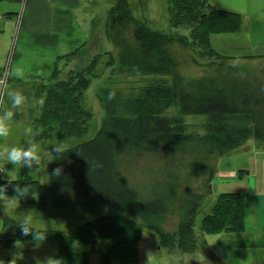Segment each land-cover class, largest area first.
<instances>
[{"label":"trees","instance_id":"1","mask_svg":"<svg viewBox=\"0 0 264 264\" xmlns=\"http://www.w3.org/2000/svg\"><path fill=\"white\" fill-rule=\"evenodd\" d=\"M169 12L170 23L177 30L184 26L191 29L190 38L152 28L134 15L129 0H117L109 10L106 37L116 52L107 51V63L142 82L128 90L114 84L99 88L97 97L105 109L102 125L93 139L53 157L48 196L28 167H20L16 180H0V194L37 197L32 206L46 214L42 217L63 216L65 212L77 221L88 216L92 219H85L73 238L62 230L39 229L46 239L36 241L22 236V224L7 217L0 240L5 246L17 240L53 242L57 246L55 258H62L63 264H91L94 255L99 256V264H139L142 232L138 220L159 235L161 246L184 253L195 252L202 235L245 231L246 201L241 193L220 194L203 218L200 234L195 224L215 170L209 168L210 163L237 153L251 139L264 143V56L234 59L213 47L214 35L238 33L246 24L241 14L212 0H169ZM179 47L184 52L199 47L200 56L214 59L209 62L213 72L200 76L182 73L185 58ZM84 48L66 55L67 60ZM99 62L101 55L64 80L57 69L43 83L44 105L34 123L41 132L36 139L51 140L57 133L79 138L88 132L93 113L83 100L92 80L99 77L94 73ZM111 92L115 97L109 100ZM193 117L203 119L201 130H191L189 119ZM185 152L200 159L202 171L198 175L207 173L201 179H205V190L189 188L184 180L179 192L193 199L180 214L177 230L169 232L163 228L172 211L167 190L160 194L156 187L157 192L148 189L142 195L123 174L141 154L173 156ZM56 168L63 172L52 176ZM26 187L28 191L22 192Z\"/></svg>","mask_w":264,"mask_h":264},{"label":"rangeland","instance_id":"2","mask_svg":"<svg viewBox=\"0 0 264 264\" xmlns=\"http://www.w3.org/2000/svg\"><path fill=\"white\" fill-rule=\"evenodd\" d=\"M116 1L117 0H94L90 5L88 4L84 7V13H89L90 15L89 28L91 35L88 39V44L83 49V52L78 53L76 57L69 58L60 64V78L64 80L68 79V77L71 75H74L72 72L92 64L95 57L101 55V62H99L94 70V73H96L99 77L92 80L93 83L88 89V92H86L83 100L84 106L93 113V119L90 122L89 130L83 137L65 138L57 133L51 140H42L39 143H36L38 141L36 138L39 136L41 131L37 130V127L34 123L41 114V106L39 101L44 99V94L41 92L43 83L36 82L30 83L27 86H22L23 95L27 98V101L21 108L13 109L11 100L7 94H5L3 103L0 106V115H3L4 112L8 110L14 112L13 118L7 122L10 128L9 136L7 138H0V152H2L4 148H11L13 146L28 148L30 144L34 143L39 156V164L33 161L30 170L34 178L40 180L42 183L44 189L42 192L45 193V195L48 194L47 181L50 173L49 165L53 157L56 155L53 149L61 143H63L64 149H68L80 143L89 141L97 135V132L102 125V120L105 117V109L102 105V102L97 97L99 88L101 86H110L114 84L128 90L134 88L142 82L141 78L120 73L116 68L114 69L107 63L109 61V55L107 54V51L116 52V48L114 44L106 37L105 25L107 23L109 10L112 9V6H114ZM129 1L132 4L134 15L140 20L147 21L149 26L152 28L168 34H180V36L187 35L189 38L191 37L192 32L188 26H184L183 28L177 30V28H175L170 23L169 0ZM19 12L21 11L19 10ZM17 20L18 19H16V21ZM241 35L242 36H236L233 33L214 35L212 37V45L215 49L222 53L224 52L223 50H227V48H230V46L231 48L234 47L236 52L243 53V47L247 42L249 45L248 52L253 50L259 54V52L264 51V45L262 46L257 44L256 46H252L250 38H247L245 33H241ZM17 41L16 35L13 39V45L17 44ZM177 49L185 58V61L181 66L182 73L185 75L200 76L213 72L209 62L213 61L214 59L200 56L198 54L200 51L199 47H195V49L192 48V50H188L187 52L181 50L180 47ZM262 53L264 54V52ZM193 59H197L199 64L195 63ZM236 61L247 62V60ZM12 85L13 84L11 80L7 92H10L11 89L12 92H16L20 86ZM189 122L194 128L191 130L199 131L203 127V119L201 118L193 117L189 119ZM27 127H31L33 129L29 134H25V129ZM37 132L39 134H37ZM246 147L249 149L247 150ZM255 149L264 153V143L251 139L249 142H246L245 147H243L237 153H234L231 156L222 157L210 163L209 168L215 170L213 173L212 182L210 184L211 189L209 186V192L206 194L205 198H203L204 201L202 202L196 215L195 231L197 233L200 234L202 232V220L206 215H208V213H210L216 199L221 194V192L228 191L230 188H232V190H242V188H247V175H245L244 180H241L239 177H235V179H233L234 175H232L230 172L234 171L237 173L241 169H247L253 157V152L250 150L254 151ZM4 157L6 158V153L0 155V158ZM22 166L27 167L26 163L22 164ZM0 167L4 169V171L0 173V178H2L1 180H16L18 178V165H12L10 162L8 163V161H6L0 163ZM200 170L202 171L200 159H194L188 154V152L177 153L173 156L152 153L141 154L135 160H132L129 165L126 166L123 175H125V178H127L133 185L136 186L135 188L140 190L142 195H145V191L148 192V189L152 193L157 192L155 190L156 187H159V192L157 193L160 194H162L165 189L167 190L166 194L172 201L171 210L177 212L174 213L171 211L163 228L169 232H174L177 230V226H179L181 220L180 214L182 216L184 209H187L191 200L193 199L189 196H185V192H179V187L186 179L188 182L187 186H189V188L191 185L197 189L198 192H203V189L205 190V179H201L205 178L204 175L207 176V173L201 172V175H198V171ZM183 176L187 177L183 179ZM5 196H11V202L4 203L0 198V211L11 216L18 223L23 224L25 220L28 219L29 222L27 226H37L38 228L48 226L52 229L63 230L69 237L72 238L75 236L77 229L86 221L85 219H92V216H88L85 219L77 221L72 219L71 216H68L65 212H62L63 216L60 215L62 216L61 218L57 217L55 219H41V217L46 214L41 213L38 210L37 205L36 207L32 206V200L38 201V198L35 196L23 194H5ZM28 202H30L31 205H28ZM24 203L27 205H25L24 212H22L20 205H24ZM97 215L98 213L93 216ZM138 223L140 224L142 232L141 256L144 259L146 255H148L147 262H145L146 264H153L156 262H162L163 264L164 260L167 259H174L178 260L179 262H183L184 259L191 257L189 253H184L176 248L174 250H169V248L161 246L159 235L156 232L145 228L141 221L138 220ZM1 226L2 218L0 217V233ZM34 243L52 244V246H55L56 253L57 246L53 242H25V240H23L21 241L20 245L22 244L24 245L23 247H26L27 245ZM12 251L13 249L11 251H7L6 254L10 253L12 255H16V253H13ZM4 254L5 252L0 246V258L4 256ZM91 264H99L98 255L92 256Z\"/></svg>","mask_w":264,"mask_h":264},{"label":"crops","instance_id":"3","mask_svg":"<svg viewBox=\"0 0 264 264\" xmlns=\"http://www.w3.org/2000/svg\"><path fill=\"white\" fill-rule=\"evenodd\" d=\"M93 1L0 0V69L3 70V73L10 67L9 83L12 80V86L20 85L17 91L23 94L22 86L36 82L46 83L57 69L61 70L60 64L67 60L66 55L73 54L88 44L91 35L90 15L84 13V7ZM212 1L221 8L239 13L244 17L245 27L233 34L242 36L241 33H245L247 38H250L252 46L264 45V0ZM16 19L18 20L16 21ZM16 35L18 41L17 44L13 45V39ZM248 46L246 42L243 53L236 52V49L231 48V46L227 50H223V53L217 51L222 55L234 58L249 55L261 57L264 55L262 53L264 51L259 52V54L253 50L248 52ZM16 67L23 69L24 77L22 79L13 76V69ZM2 103L3 101L0 100V106ZM40 141L42 140H38L36 143ZM250 151L253 152V157L247 169H241L237 173L230 172L234 175L233 179L239 177L244 180L245 175H247V188H242V190L230 188L228 191L221 192L222 194L241 193L243 191L241 195L243 194L246 201L245 231L202 235V243L194 253H189L191 257L184 259L183 262L167 259L164 260L163 264H264V153L256 149ZM6 161H8L7 157L0 158V163ZM20 167L22 165H18L17 177ZM43 194L45 196V193ZM46 196L48 195L46 194ZM10 197L0 194L4 203L11 202ZM25 205L27 204L20 205L22 212H24ZM28 205H31L30 202ZM0 217L2 218L1 240L4 233V219L12 217L2 211H0ZM57 217L61 218L62 216L55 215L52 218L41 217V219H55ZM33 227L38 230L52 229L48 226ZM141 242L139 264H146L148 255L144 259L141 256ZM0 246L5 252L0 260H3L5 264H8L14 257L16 264H37L38 260L44 262L48 257H55V246L48 243H34L26 247H23L22 244L16 247L14 244L7 247L0 242ZM12 249L16 255L6 254ZM153 264H162V262Z\"/></svg>","mask_w":264,"mask_h":264},{"label":"clouds","instance_id":"4","mask_svg":"<svg viewBox=\"0 0 264 264\" xmlns=\"http://www.w3.org/2000/svg\"><path fill=\"white\" fill-rule=\"evenodd\" d=\"M13 76L16 78H23L24 77V71L21 67H16L13 69ZM7 96L11 100L12 108L18 109L25 105L27 98L19 91L16 92H7ZM115 97V92L109 93L108 99L111 100ZM39 104L41 107L44 105V100L41 99L39 101ZM14 116V112L11 110L5 111L3 115H0V138H7L10 133V128L8 125V121H10ZM31 127H27L25 129V134H29L32 132ZM37 134H39L37 132ZM53 151L60 155L62 154L65 149L63 146V143L58 144ZM6 153L7 160L12 165H22L25 164L27 167H32V162L35 161L37 164H39V156L36 151V145L30 144L28 148H22V147H11V148H4L2 152H0V155H3ZM63 170L61 168H56L51 173L52 176H59L61 175ZM27 187L22 190V192H27ZM28 219L25 220V222L20 227V232L22 236H32V238L36 241H44L46 239V235L44 232L36 230L33 231L30 227H28ZM15 246L17 247L20 244V241H15ZM0 264H5L3 260H0ZM8 264H16V258L14 257L11 261L8 262ZM37 264H63L62 258H55V257H48L46 261L41 262L37 261Z\"/></svg>","mask_w":264,"mask_h":264},{"label":"built area","instance_id":"5","mask_svg":"<svg viewBox=\"0 0 264 264\" xmlns=\"http://www.w3.org/2000/svg\"><path fill=\"white\" fill-rule=\"evenodd\" d=\"M10 80V67H8L3 73L2 76L0 77V100L1 102L4 99V96L7 91L8 83ZM3 172V168L0 167V173Z\"/></svg>","mask_w":264,"mask_h":264},{"label":"water","instance_id":"6","mask_svg":"<svg viewBox=\"0 0 264 264\" xmlns=\"http://www.w3.org/2000/svg\"><path fill=\"white\" fill-rule=\"evenodd\" d=\"M210 189H211V185H210Z\"/></svg>","mask_w":264,"mask_h":264}]
</instances>
